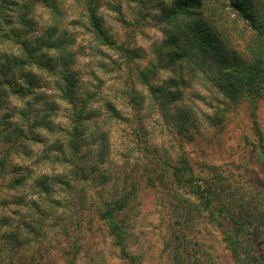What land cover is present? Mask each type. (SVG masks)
Masks as SVG:
<instances>
[{
    "label": "rangeland",
    "instance_id": "374dc122",
    "mask_svg": "<svg viewBox=\"0 0 264 264\" xmlns=\"http://www.w3.org/2000/svg\"><path fill=\"white\" fill-rule=\"evenodd\" d=\"M167 1L0 0V264H68L74 245L79 264H132L99 217L127 194L117 219L136 264H236L163 169L264 211L248 99L224 96L209 60L173 58ZM92 12L122 50L96 41ZM257 106L264 133V91ZM256 246L264 262V233Z\"/></svg>",
    "mask_w": 264,
    "mask_h": 264
},
{
    "label": "trees",
    "instance_id": "16d2710c",
    "mask_svg": "<svg viewBox=\"0 0 264 264\" xmlns=\"http://www.w3.org/2000/svg\"><path fill=\"white\" fill-rule=\"evenodd\" d=\"M163 19L169 26L165 42L172 49L175 60H209L217 69L216 83L221 93L231 101L241 97L248 99L259 156L264 161V133L257 114L258 99L264 91V0H168L163 7ZM90 22L97 42L122 50L93 12ZM236 43L244 46L245 55L236 50ZM71 147L78 149L73 143ZM163 171L167 175L166 185L175 182L199 201L200 206L194 207L192 215L198 213L200 219L219 229L236 264H264L256 248L258 236L264 233V211L254 212L245 206L230 205L211 184L196 179L194 172L185 167L176 168L165 162ZM40 186L43 190L50 187L47 178H43ZM220 191L225 190L221 188ZM129 197L127 194L107 201L104 203L106 210L99 217L121 254L136 264V258L126 250L124 224L117 219L128 206ZM74 246L64 250L68 264H79V249ZM188 251L186 247L185 252ZM175 260L178 264L186 261L181 253Z\"/></svg>",
    "mask_w": 264,
    "mask_h": 264
}]
</instances>
